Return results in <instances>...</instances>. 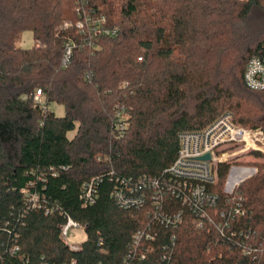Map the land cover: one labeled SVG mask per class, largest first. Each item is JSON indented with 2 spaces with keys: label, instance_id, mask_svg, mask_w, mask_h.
<instances>
[{
  "label": "trees",
  "instance_id": "1",
  "mask_svg": "<svg viewBox=\"0 0 264 264\" xmlns=\"http://www.w3.org/2000/svg\"><path fill=\"white\" fill-rule=\"evenodd\" d=\"M121 1L0 0V264H264L263 170L236 189L245 214L230 217L225 238L190 215L177 228L162 224L181 210L175 199L156 210L148 193L143 208L124 209L113 196L121 180L161 178L179 135L225 109L264 129V91L244 81L264 46V18L254 13L264 0ZM78 9L105 16L118 36L80 34ZM25 31L32 48L17 47ZM94 177L96 202L85 206L82 187ZM218 193L219 213L229 214L234 204ZM67 217L87 235L77 251L61 237ZM140 231L153 239L134 246Z\"/></svg>",
  "mask_w": 264,
  "mask_h": 264
},
{
  "label": "built area",
  "instance_id": "2",
  "mask_svg": "<svg viewBox=\"0 0 264 264\" xmlns=\"http://www.w3.org/2000/svg\"><path fill=\"white\" fill-rule=\"evenodd\" d=\"M77 12L83 17L76 24L80 34H88L90 37L118 36L119 29L109 26L105 16H98L93 11L83 16L80 9ZM64 27H72V24L66 23ZM75 48L74 42L66 44L62 60L65 68L72 64ZM244 81L248 89L264 91V46L258 55L248 61ZM34 99L43 106L45 105L46 99L42 90L36 91ZM41 99L45 101L43 102ZM127 117L124 108L117 111V124L121 130L125 127L124 121ZM208 155L210 156L209 160H202ZM244 156L256 157L264 164V129L242 125L236 121L232 112H225L203 129L186 131L179 135L177 158L164 171L161 178H140L134 183L121 180L120 184L116 186L113 196L118 205L124 209L143 208L148 200V193H151V204L156 210H163L166 198L175 199L181 204V210L174 211L170 217L167 215L165 220L161 221L162 224L177 228L183 222L184 216L190 215L195 217L194 223L198 228H203L208 221L210 225L219 230L220 236L225 238L227 233H225L224 227H229L228 221H232L230 217L245 214L235 195L239 184L235 185L231 193L226 192L230 173L235 171L237 177L243 169L250 168L242 164ZM252 169L256 174L257 169ZM97 181L98 178L94 177L83 184L82 199L85 206L93 205L96 202ZM220 189H223V193L228 196L225 203L234 204L229 214L219 213L218 205L221 196L218 190ZM34 198L38 199L37 196ZM214 214H221L227 223L225 225L218 224ZM73 229H83V227L71 217H67L66 222L61 226V237L72 251H77L80 246H72L66 242L69 232ZM230 237L235 238L236 233L232 232ZM143 238L153 239L147 231L137 232L133 237L134 246H139ZM175 240L176 238L173 237V245ZM19 251L20 248L14 246L10 253L17 255Z\"/></svg>",
  "mask_w": 264,
  "mask_h": 264
},
{
  "label": "rangeland",
  "instance_id": "3",
  "mask_svg": "<svg viewBox=\"0 0 264 264\" xmlns=\"http://www.w3.org/2000/svg\"><path fill=\"white\" fill-rule=\"evenodd\" d=\"M118 2L121 3L122 1L118 0ZM254 13L256 15H257V13L262 15V17L264 18V13L262 11H259L256 9ZM35 44H36V42H35L33 33L31 31H25L18 38L17 47H22V48L28 49V48L34 47ZM42 101L44 102L45 100L43 99ZM51 108L53 110H55V112L58 115H60V116L64 115V108L62 106L52 105ZM225 112H232L235 116V113L233 110L225 109L222 112V114ZM241 124L249 126V127H262V125H260V124H253V123H241ZM70 136H72V134ZM241 162H242V164H244L245 166L250 167V168L243 169L241 174L237 177H236L235 171H232L230 173L229 178H228V184H227V188L230 190H232L235 187V185L240 184L241 182H244V181L248 180L249 178H251L252 175L255 173L254 169H252V168L257 169L256 174H258L260 172V170L264 171V164L256 157L254 158L253 156L252 157L251 156H244L242 158ZM256 174H254V175H256ZM230 176H232V177L230 178ZM86 239H87V235L83 229H73L69 232V236H68L66 242L72 246H80L83 242L86 241Z\"/></svg>",
  "mask_w": 264,
  "mask_h": 264
},
{
  "label": "water",
  "instance_id": "4",
  "mask_svg": "<svg viewBox=\"0 0 264 264\" xmlns=\"http://www.w3.org/2000/svg\"><path fill=\"white\" fill-rule=\"evenodd\" d=\"M209 159H210V156H209V155H208V156H205V157L202 158V160H209ZM254 174H255V173H254ZM254 174H253V175H254ZM253 175H252V176H253ZM242 183H243V182H241L238 186H240ZM226 192H227V193H231V190L228 189V188H226Z\"/></svg>",
  "mask_w": 264,
  "mask_h": 264
}]
</instances>
